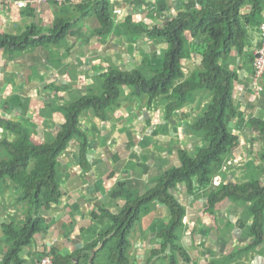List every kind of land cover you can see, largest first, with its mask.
Segmentation results:
<instances>
[{
	"label": "trees",
	"instance_id": "1",
	"mask_svg": "<svg viewBox=\"0 0 264 264\" xmlns=\"http://www.w3.org/2000/svg\"><path fill=\"white\" fill-rule=\"evenodd\" d=\"M246 3L250 10L242 14L240 8ZM150 5L158 14L169 9L165 0H155ZM263 6L264 0H197L185 3L173 17H166L162 25L138 23L134 26L128 22L130 26L125 30L128 41H134L133 36L146 34L166 45L160 59L134 64L132 69L108 63L104 72L92 77L83 94H74L63 103L59 99L64 96L53 94L52 112L60 113L62 119L57 131L46 133L43 140L33 136L31 128L22 121L23 116L7 117L11 109L7 108L6 115L0 117V126L8 133L0 139V148L6 157L0 159V195L7 197L9 191L13 192L15 204H21L26 211L23 220L11 219L0 224L1 239L6 245L0 264H22L21 247L32 243L35 234L49 227L43 213L61 202L63 155H74L75 163L82 170L90 168L88 127L81 128V119L92 114L99 121H107L119 107L131 109L134 106L130 105L140 98L150 102L156 97L160 98L166 118H172L184 106L196 104L199 114L185 123L184 133L194 140L204 139L206 144L191 152L178 147L179 165L155 175L153 185L143 192L140 186L134 187L133 179L120 183L111 196L124 203L115 214L106 211L108 221L102 233H98L97 241L89 247L90 250L101 244L94 257L90 259L88 255L92 252L87 251L80 257L82 251L78 249L67 255L56 253L52 264H98L102 257L106 258L104 264H136L134 258L130 259L129 250L141 234L150 236L153 244L145 249L140 264H189L192 259L183 245L186 207L178 197V190L184 185L186 193L195 195L199 188L214 185V177L220 174L239 144V136L231 130L229 122L238 115V110L232 96L237 75L227 66L228 53L233 47L239 50L242 47L243 19L258 21ZM84 18L90 19L93 34L106 38L113 33L115 23L110 0L78 3L65 0L50 26L31 22L18 33L0 32V50L4 54L19 55L35 48L64 46L71 31ZM200 35L199 43H191ZM201 43L203 46L199 47ZM196 54L201 56V66L187 75L183 62ZM248 122L255 128L261 124L260 130L264 129L261 119L250 117ZM72 143L74 150L70 148ZM258 156L263 164L257 166L252 177L242 182L221 181L220 186L208 192L204 207L215 218L217 203L223 200L247 204L251 220L248 235L253 238L241 252L264 240V184L259 180L264 174V151ZM100 160L104 162L107 158ZM164 213L168 214L167 220L163 218ZM139 221L147 227L131 237ZM233 255L224 257L223 262H229Z\"/></svg>",
	"mask_w": 264,
	"mask_h": 264
},
{
	"label": "crops",
	"instance_id": "2",
	"mask_svg": "<svg viewBox=\"0 0 264 264\" xmlns=\"http://www.w3.org/2000/svg\"><path fill=\"white\" fill-rule=\"evenodd\" d=\"M23 1H26V5L18 7L17 2ZM79 1L72 0V3ZM110 1L115 26L113 33L106 38L93 34L91 29L94 27L91 28L90 19L84 18L71 31L64 46L35 48L19 55L4 54L0 50V117L6 115L7 108H11L7 111V117L23 116L22 121L31 128L33 136L38 141L43 140L46 133L54 134L57 131L61 122L58 118L62 119L60 113L52 112L53 94L64 96L59 99L60 103L74 94H83L92 77L104 72L108 63L119 65L120 68L123 66L130 68V65H142L143 62H157L160 59L166 45L159 44L160 41H154L146 34L133 36L134 41H128L125 36L126 27L130 26L128 22L134 26L138 23L146 26L154 23L162 25L166 17H173L184 7V0H165L169 9L160 14L150 5L155 3V0ZM60 4L55 1L0 0V32L18 33L25 24L31 22L44 27L50 26ZM114 10H119L120 13ZM249 10L247 3L240 8L242 14L248 13ZM262 26L264 27V6L258 21L255 18L243 19L242 28L245 31L242 29L244 36L242 50L233 47L228 53L227 66L237 75L232 96L238 110V115L229 122L231 130L239 136V144L232 153V158L236 162L227 167L223 166L218 175L223 181L242 182L252 177L257 166L263 164L258 154L264 151V129L260 130L261 124L255 128L248 122L250 117L264 122V76L258 81V84L263 86L262 91L255 90L252 79L253 51L258 46ZM200 40L201 35L191 43L196 41L199 43ZM200 61L201 56L196 54L185 63L200 64ZM140 104L152 110V114L146 116L145 124L152 129L149 133L142 134L141 142L135 139L138 138L136 134L134 136L136 124L130 123L133 118L127 120L115 116L119 111L124 112L122 107L117 108L107 121H99L92 114L87 117L90 119L86 124L90 142L89 157L92 161L90 168L82 170L75 163L74 155H63L62 163L65 166L62 168L61 202L43 213L49 225L47 230L35 234L32 243L21 247L19 255L24 260L22 264H36V261L47 253L52 260L56 253L67 255L76 253L78 249L82 251L79 252L80 257L81 254H85L84 251L92 252L88 255L91 259L101 247L99 243L89 250L108 221L106 211L115 214L124 203L111 196L112 192L119 188L121 180L133 179L134 187L137 189L140 186V191L143 192L146 183L153 184L151 181L155 175L161 174L175 164L178 147L174 146L178 145L173 144L177 138L184 137L185 142H181L179 147L189 152L201 145L199 142L206 144L204 139L194 140L190 134L184 133L185 123L191 122L199 114L191 116L197 107L196 104L175 111L172 118L164 116L159 97L153 98L150 102L147 98H140L139 103L136 101L133 106L140 108ZM179 114L182 116L181 119L178 118ZM155 116H157L155 119L159 120L155 125H151ZM112 119L115 120V125L111 124ZM119 121L127 124H119ZM111 129L115 130V135L111 134ZM4 135L8 133L0 126V139ZM102 136H106L105 140ZM97 140L101 141V147L97 145ZM104 141L108 142V146H104L106 144ZM157 142L159 146L155 144ZM134 147H137V152L131 151L127 157H120V153L124 155V150ZM104 157L107 160L103 162L100 158ZM131 163L135 165L131 166ZM126 164H129V167H126ZM128 168L132 174L127 175L125 172L123 175ZM110 172H116L121 178L117 175L115 180L107 181V174ZM259 180L264 184V174L259 176ZM213 188L214 185L201 187L195 195L186 193L184 185L178 190V197L186 207L184 237L187 238L183 237V245L189 248L188 252L192 259L189 264H264V240L260 245L241 252L253 238L252 235H248L251 220L248 218L247 204L223 200L217 203L214 218L204 209L206 196ZM17 208L23 215L22 218L18 219L19 217L14 215L11 217L21 221L25 218L26 210L21 204H18ZM12 211L15 213L17 209ZM165 214L164 219L167 220L168 214ZM2 221L8 222L7 217H0V224ZM140 222V226L137 224V228L131 231V237L141 228L145 229V222ZM1 237L2 232L0 259L6 251V245ZM197 247L201 249L198 250ZM230 254H234L231 260L223 262L224 257ZM105 262L106 258L102 257L98 264Z\"/></svg>",
	"mask_w": 264,
	"mask_h": 264
},
{
	"label": "rangeland",
	"instance_id": "3",
	"mask_svg": "<svg viewBox=\"0 0 264 264\" xmlns=\"http://www.w3.org/2000/svg\"><path fill=\"white\" fill-rule=\"evenodd\" d=\"M49 21V20H48ZM48 21H47V23H48ZM191 41H193V39L191 40ZM196 42H198V41H196ZM200 46H203V43H201V44H199V47ZM189 59H186L184 62H183V70H184V72L187 74H189L193 69H194V67H197V66H201V63L200 64H196V63H193V62H187V63H185L186 61H188ZM117 66H119V65H117ZM135 66V65H134ZM134 66L133 65H130V68H127V69H132V68H134ZM122 68H126L125 66H123ZM137 103H139V102H137ZM133 104H131L130 105V107L132 106ZM141 106H140V108H138V107H135V109H134V107H132L131 109H128V108H126V110L125 109H123V111L124 112H122V111H119V112H117L116 114H115V116L117 117V118H123V119H127V120H130V117H132L133 119L131 120V122L130 123H132L131 125H133V124H136V126H135V131H134V136H135V134H136V137H138V138H135L136 140H138V141H140V139H142L143 137H141L142 136V134H145V133H149L150 132V130L152 129V128H150L149 127V125H146L145 126V124H146V116L147 115H149V114H152V110H151V108H148L146 105L145 106H142L143 104H140ZM133 111V112H132ZM132 112V113H131ZM196 113H198V109H195L194 110V112L193 113H191V116H193V115H195ZM110 115H111V113H110ZM90 117H92V116H90ZM155 118H157V116H155L154 117V119ZM178 118L179 119H181L182 118V116L179 114L178 115ZM111 119V118H110ZM153 119V120H154ZM58 120L60 121L61 119H59L58 118ZM90 120V119H89ZM88 119L87 120H82L81 119V128H83L84 130L86 129V124H88L90 121H89ZM113 120V122H111V124L112 125H115L116 123H115V120L114 119H112ZM159 119H155L154 120V122L151 124V125H155L156 124V122L158 121ZM83 122H85L84 124H83ZM160 122H161V119H160ZM130 123H128V124H130ZM101 124V123H100ZM119 124H127L126 122H124V121H119ZM146 127V128H145ZM108 128H110V126H108ZM88 131V130H87ZM89 132H91V130L89 131ZM169 133H170V130H169ZM171 133H172V130H171ZM111 134L113 135H115V130H113V129H111ZM105 137L106 136H102V139H104L105 140ZM177 139H179L180 141H178ZM174 142H175V144H173V145H178V146H174V148L175 147H179V144H181V142H185V140H184V137L182 136V139H180V138H177ZM158 139H156V141H157ZM155 141V142H156ZM171 141V140H170ZM189 141H193V140H191V139H189ZM189 141H187V142H189ZM141 142V141H140ZM104 143H106L105 141H104ZM114 143V142H113ZM125 143V142H124ZM200 144H203V142L201 143V142H199ZM155 144H158V146H159V143L157 142V143H155ZM185 144H187V143H185ZM184 144V145H185ZM97 145L99 146V147H101V145H102V143H101V141L100 140H97ZM113 145V144H112ZM104 146H108V142L104 145ZM139 146V145H138ZM92 148H93V146H91ZM70 148H72L73 150L75 149V144H71V147ZM131 151H133V152H137V147H134L133 149H130V150H124V155L122 154V153H120V157L122 156V157H125L126 155L128 156V154L131 152ZM3 155H4V153H3V150L0 148V159H5L6 157H3ZM126 156V157H127ZM105 160H106V158H105ZM136 161H138V160H136ZM121 163V162H120ZM135 164L134 163H131V166H134ZM177 165H179V161H178V159H177V157H176V162H175V164L174 165H172V166H177ZM126 167H129V164H126ZM129 171H131L129 168L128 169H126L124 172H123V175H125V172L127 173V175H130V174H132V173H130ZM118 174L116 173V172H110L109 174H107V181L109 180H115V177L117 176ZM118 177L119 178H121V175H118ZM102 178V177H101ZM120 181V180H119ZM122 182H124L123 180H121ZM149 183V184H148ZM148 183H146L144 186H143V190L144 189H148L149 187H151L153 184L152 183H150V182H148ZM81 184H83V181L81 182ZM180 200H181V198H179ZM186 199V196H184V200ZM14 200H15V196L13 195V192H11L10 193V191L8 192V196L6 197V196H2V195H0V217L1 218H3V217H7V221H10L11 219H14L15 220V218H13V217H11V215H14V217H19L18 219H20V218H22V214H21V212L19 211V209L17 208V205L15 204V202H14ZM182 201V200H181ZM14 209H17V211L15 212V213H13L14 211H12V210H14ZM166 217V214L164 215V217L163 218H165ZM16 221V220H15ZM11 222V221H10ZM13 222V221H12ZM138 226H140V224H141V222L139 221L138 223ZM0 227H1V225H0ZM147 227V226H146ZM145 227V228H146ZM137 228V227H136ZM1 232V231H0ZM141 232V231H140ZM135 233V232H134ZM133 233V234H134ZM142 233V232H141ZM142 236H140L139 238H138V240H136L135 242H134V245H133V248H131L130 250H129V255H130V259H135L136 261H137V264H140V262H142L143 261V255H144V250L146 249V248H150V245H152L153 244V240H151V237L150 236H144L143 234H141ZM184 238H187V237H184ZM198 248V247H197ZM196 248V249H197ZM189 249V248H188ZM201 248L199 247L198 248V250H200ZM194 253H195V251H194ZM198 256H199V254H198ZM201 261H204V259H201ZM201 263H203V262H201Z\"/></svg>",
	"mask_w": 264,
	"mask_h": 264
},
{
	"label": "built area",
	"instance_id": "4",
	"mask_svg": "<svg viewBox=\"0 0 264 264\" xmlns=\"http://www.w3.org/2000/svg\"><path fill=\"white\" fill-rule=\"evenodd\" d=\"M40 1H49V0H37V2ZM56 2H64L65 0H53ZM194 1L196 2L197 0H184L185 3ZM26 5V1L23 2H17L18 7H22ZM198 4L196 3V7ZM116 13H120L119 10H115ZM258 46L254 49L253 51V60H252V79L254 82V88L256 91H262L263 86L258 84V81L260 78L264 76V27L262 26V29L260 31V37H259V43L257 44ZM221 179L219 176H215L213 179V184L214 186H220ZM36 264H52V260L50 257V254L47 253L43 256H41L37 261Z\"/></svg>",
	"mask_w": 264,
	"mask_h": 264
},
{
	"label": "clouds",
	"instance_id": "5",
	"mask_svg": "<svg viewBox=\"0 0 264 264\" xmlns=\"http://www.w3.org/2000/svg\"><path fill=\"white\" fill-rule=\"evenodd\" d=\"M49 1H53V0H49ZM45 2H47V1H45ZM56 2V1H55ZM65 2V1H64ZM59 3H63V2H59ZM115 11V10H114ZM236 161H235V159L234 158H231L230 160H228L227 161V163H226V165L224 166V167H227V166H229V165H231V164H233V163H235ZM223 169V168H222ZM221 169V170H222ZM218 176V175H217ZM221 181H223V180H221ZM232 181V180H231ZM224 182H227L226 180L224 181Z\"/></svg>",
	"mask_w": 264,
	"mask_h": 264
}]
</instances>
